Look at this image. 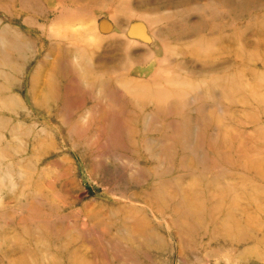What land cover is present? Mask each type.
I'll return each mask as SVG.
<instances>
[{
	"label": "rangeland",
	"instance_id": "374dc122",
	"mask_svg": "<svg viewBox=\"0 0 264 264\" xmlns=\"http://www.w3.org/2000/svg\"><path fill=\"white\" fill-rule=\"evenodd\" d=\"M0 264H264V0H0Z\"/></svg>",
	"mask_w": 264,
	"mask_h": 264
}]
</instances>
